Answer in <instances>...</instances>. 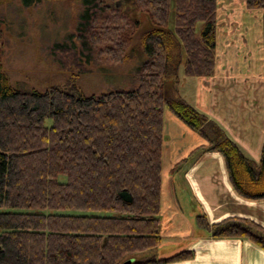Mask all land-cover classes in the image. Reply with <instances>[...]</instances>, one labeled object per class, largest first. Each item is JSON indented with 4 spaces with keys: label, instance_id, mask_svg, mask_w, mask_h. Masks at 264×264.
I'll return each mask as SVG.
<instances>
[{
    "label": "trees",
    "instance_id": "obj_1",
    "mask_svg": "<svg viewBox=\"0 0 264 264\" xmlns=\"http://www.w3.org/2000/svg\"><path fill=\"white\" fill-rule=\"evenodd\" d=\"M128 1L146 25L111 0H82L74 38L84 61L121 63L136 31L149 26L138 40L136 34L145 59L130 88L91 95L73 85L23 90L0 65V264H160L191 257L190 250L155 254L164 109L206 142L191 159L217 150L233 189L264 198V138L254 162L178 89L183 77L212 74L216 0ZM243 5L261 10L264 76V0ZM194 221L212 237L246 238L264 249V228L250 219L208 224L197 214Z\"/></svg>",
    "mask_w": 264,
    "mask_h": 264
},
{
    "label": "crops",
    "instance_id": "obj_2",
    "mask_svg": "<svg viewBox=\"0 0 264 264\" xmlns=\"http://www.w3.org/2000/svg\"><path fill=\"white\" fill-rule=\"evenodd\" d=\"M222 1L216 0L212 74L183 77L178 89L258 162L264 138L261 14L245 9L243 0ZM161 132L160 240L155 254L167 258L190 250L192 255L160 264H264L260 246L246 238L212 237L194 221L197 214L208 224L240 217L264 228V198H245L233 189L217 150L191 159V152L206 142L167 109Z\"/></svg>",
    "mask_w": 264,
    "mask_h": 264
},
{
    "label": "rangeland",
    "instance_id": "obj_3",
    "mask_svg": "<svg viewBox=\"0 0 264 264\" xmlns=\"http://www.w3.org/2000/svg\"><path fill=\"white\" fill-rule=\"evenodd\" d=\"M111 3L121 10L132 11L128 0ZM82 8V0H29L27 4L23 0H0V65L13 87L42 90L50 85H73L81 94L91 95L132 86L134 68L145 59L141 47L134 43L138 44L136 39L149 26L141 25L136 31L129 44L133 49L123 62L111 63L102 58L84 61L76 51L74 38L77 15ZM253 10L261 14L260 9ZM133 16L146 25L143 13L136 11ZM259 28L261 33V15ZM194 29L198 34L200 23ZM61 43L67 47L57 49L55 44ZM255 44L259 46V42Z\"/></svg>",
    "mask_w": 264,
    "mask_h": 264
},
{
    "label": "water",
    "instance_id": "obj_4",
    "mask_svg": "<svg viewBox=\"0 0 264 264\" xmlns=\"http://www.w3.org/2000/svg\"><path fill=\"white\" fill-rule=\"evenodd\" d=\"M129 260H126V261H123V262H121L120 264H129Z\"/></svg>",
    "mask_w": 264,
    "mask_h": 264
}]
</instances>
